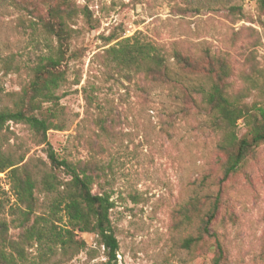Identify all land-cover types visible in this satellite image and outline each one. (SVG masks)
Instances as JSON below:
<instances>
[{
  "label": "rangeland",
  "instance_id": "obj_1",
  "mask_svg": "<svg viewBox=\"0 0 264 264\" xmlns=\"http://www.w3.org/2000/svg\"><path fill=\"white\" fill-rule=\"evenodd\" d=\"M72 1L75 32L62 64L65 81L57 90L63 128L48 131L47 141L61 157L96 164L100 185L93 189L108 192L113 201L117 264H208L200 248L182 246L196 234L199 217L181 224L178 212L191 199L216 190L221 175L217 134L206 114L176 96L178 89L151 86L105 60L103 49L115 41L105 45L104 37L135 35L167 56L174 48L200 60L206 51L224 55L237 90L245 76L264 68V17L255 0ZM46 45L54 40L24 0H0V107L13 104L28 67L47 52ZM5 135L4 146L24 153V161L48 163L46 146L36 144L26 125L8 122ZM255 151L245 170L222 187L214 227L225 242L228 264H264V144ZM0 185L7 189L2 173ZM14 217L6 214L7 220ZM12 225L15 237L19 229ZM78 237L86 247L70 260L59 254L40 258L34 245L21 264L105 259L95 235Z\"/></svg>",
  "mask_w": 264,
  "mask_h": 264
},
{
  "label": "trees",
  "instance_id": "obj_2",
  "mask_svg": "<svg viewBox=\"0 0 264 264\" xmlns=\"http://www.w3.org/2000/svg\"><path fill=\"white\" fill-rule=\"evenodd\" d=\"M24 2L54 45H46L47 52L28 67V78L13 104L0 107V173L7 186L0 185V264L25 262L27 249L34 245L40 248V258L49 260L59 254L61 260H70L86 247L78 237L83 233L95 235L103 247L105 259L95 264H117L119 243L110 220L113 201L108 192L93 189L100 185L96 164L61 157L47 141L48 131L63 128L57 90L65 81L62 64L68 58L77 10L72 0ZM255 2L264 17V0ZM104 41L105 45L115 41L103 49L105 60L151 86L178 89L177 97L207 115L209 127L217 134L221 175L214 192L191 199L178 212L181 224L191 222L194 215L199 217L196 234L187 236L182 246L200 248L208 264H228L225 242L214 222L224 183L242 173L256 148L264 144V68L245 76V83L234 90L233 68L224 55L206 51L200 60L174 48L167 56L158 45L135 35H109ZM8 122L22 123L32 131L36 144L46 146L48 163L24 161V153L4 146ZM6 214L15 217L7 220ZM12 224L19 229L15 237L10 234Z\"/></svg>",
  "mask_w": 264,
  "mask_h": 264
}]
</instances>
